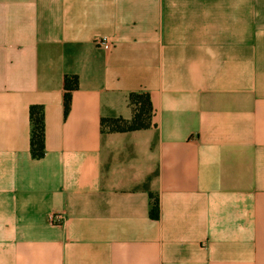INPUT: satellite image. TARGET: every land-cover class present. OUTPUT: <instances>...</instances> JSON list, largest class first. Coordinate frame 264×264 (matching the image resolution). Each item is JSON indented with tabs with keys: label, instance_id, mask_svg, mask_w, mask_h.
Wrapping results in <instances>:
<instances>
[{
	"label": "crops",
	"instance_id": "crops-1",
	"mask_svg": "<svg viewBox=\"0 0 264 264\" xmlns=\"http://www.w3.org/2000/svg\"><path fill=\"white\" fill-rule=\"evenodd\" d=\"M0 264H264V0H0Z\"/></svg>",
	"mask_w": 264,
	"mask_h": 264
},
{
	"label": "trees",
	"instance_id": "trees-1",
	"mask_svg": "<svg viewBox=\"0 0 264 264\" xmlns=\"http://www.w3.org/2000/svg\"><path fill=\"white\" fill-rule=\"evenodd\" d=\"M66 109L70 104L71 91L78 86V78L72 75L66 78ZM130 104L133 108L131 119L124 118H104L102 119V128H108L112 131H126L142 129L152 124L153 105L148 92H132L129 96ZM31 137L30 148L34 157H41L45 152V124L44 113L41 105H32L30 107ZM158 199L155 198L152 209V216H158Z\"/></svg>",
	"mask_w": 264,
	"mask_h": 264
},
{
	"label": "built area",
	"instance_id": "built-area-1",
	"mask_svg": "<svg viewBox=\"0 0 264 264\" xmlns=\"http://www.w3.org/2000/svg\"><path fill=\"white\" fill-rule=\"evenodd\" d=\"M107 36H105V35H103V36H100L98 39H97V42L99 43V44H104V43H106L107 42Z\"/></svg>",
	"mask_w": 264,
	"mask_h": 264
}]
</instances>
